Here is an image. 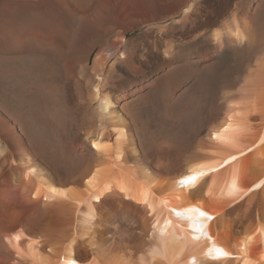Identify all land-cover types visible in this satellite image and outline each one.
Listing matches in <instances>:
<instances>
[{
    "label": "bare ground",
    "instance_id": "bare-ground-1",
    "mask_svg": "<svg viewBox=\"0 0 264 264\" xmlns=\"http://www.w3.org/2000/svg\"><path fill=\"white\" fill-rule=\"evenodd\" d=\"M0 264H264V0H0Z\"/></svg>",
    "mask_w": 264,
    "mask_h": 264
},
{
    "label": "rangeland",
    "instance_id": "rangeland-1",
    "mask_svg": "<svg viewBox=\"0 0 264 264\" xmlns=\"http://www.w3.org/2000/svg\"><path fill=\"white\" fill-rule=\"evenodd\" d=\"M228 55H229V54H226V55H225V57H226V58H229V56H228Z\"/></svg>",
    "mask_w": 264,
    "mask_h": 264
},
{
    "label": "snow or ice",
    "instance_id": "snow-or-ice-1",
    "mask_svg": "<svg viewBox=\"0 0 264 264\" xmlns=\"http://www.w3.org/2000/svg\"><path fill=\"white\" fill-rule=\"evenodd\" d=\"M190 179H192V178H190Z\"/></svg>",
    "mask_w": 264,
    "mask_h": 264
}]
</instances>
